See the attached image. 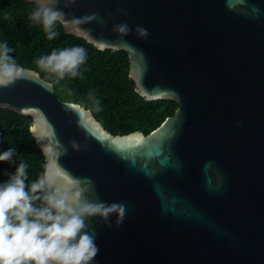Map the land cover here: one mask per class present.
Listing matches in <instances>:
<instances>
[{
	"label": "water",
	"instance_id": "obj_1",
	"mask_svg": "<svg viewBox=\"0 0 264 264\" xmlns=\"http://www.w3.org/2000/svg\"><path fill=\"white\" fill-rule=\"evenodd\" d=\"M59 7L68 21L97 13L103 23H69L65 31L127 51L137 91L179 104L149 133L114 134L34 69L20 65L25 77L0 88V107L32 122L22 110L46 114L53 153L67 148L59 163L81 181L83 198L126 205L120 227L116 215L111 228L98 216L85 219L100 249L92 264H264V0H61ZM75 108L85 112L83 126Z\"/></svg>",
	"mask_w": 264,
	"mask_h": 264
},
{
	"label": "clouds",
	"instance_id": "obj_2",
	"mask_svg": "<svg viewBox=\"0 0 264 264\" xmlns=\"http://www.w3.org/2000/svg\"><path fill=\"white\" fill-rule=\"evenodd\" d=\"M32 2L36 7L31 11L30 19L43 25L49 39L59 35L55 28L57 22L67 27L69 23L81 25L100 20L94 12L68 21V14L59 7L61 0ZM63 7H69V3ZM114 28L125 34L133 31L127 24H117ZM134 31L144 38L149 35L147 29L140 26ZM13 52L7 41L0 43V88L3 89L15 85L26 75V70L10 55ZM86 58L87 50L74 46L53 50L35 63L40 69L63 79L65 75H81L78 69ZM90 98L94 99L91 95ZM94 103L95 110L100 111V102L95 100ZM74 110L83 126L84 110ZM22 112L33 116L29 132L41 145L46 162L44 171L30 184H26L28 166L24 162L19 163L6 182L0 183V264H92L100 249L95 234L87 230L89 225L85 219L98 216L111 228L110 217L116 215L115 224L120 227L127 214L126 205L100 202L98 197L95 202L83 198L81 181L73 178L59 163L60 155H67V148L53 153L51 142L56 139V133L46 114L39 108ZM69 144L74 150H80L77 141H69ZM16 155V149L9 148L0 153V162L15 163L13 157Z\"/></svg>",
	"mask_w": 264,
	"mask_h": 264
},
{
	"label": "trees",
	"instance_id": "obj_3",
	"mask_svg": "<svg viewBox=\"0 0 264 264\" xmlns=\"http://www.w3.org/2000/svg\"><path fill=\"white\" fill-rule=\"evenodd\" d=\"M35 3L27 0H0V43L7 41L14 49L10 53L18 65L34 69L43 78L54 83L55 91L65 101L79 103L91 109L95 117L114 134L135 130L149 133L166 117L175 113L178 102L172 99L148 100L136 89L130 76V58L125 50L100 49L84 37L67 33L62 24L55 28L59 35L49 39L43 25L30 19ZM81 46L87 50V58L80 65L81 75H65L46 72L35 63L41 56L53 50ZM93 97L94 99L90 98ZM98 100L100 111L95 110ZM30 115L0 107V153L15 148V163L0 162V183L14 174L20 162L27 164L30 184L44 171L46 162L42 149L29 132Z\"/></svg>",
	"mask_w": 264,
	"mask_h": 264
}]
</instances>
